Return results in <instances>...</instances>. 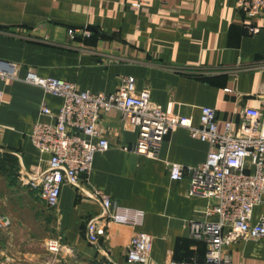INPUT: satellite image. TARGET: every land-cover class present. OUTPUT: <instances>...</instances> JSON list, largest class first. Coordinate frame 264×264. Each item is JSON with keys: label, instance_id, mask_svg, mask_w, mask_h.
Listing matches in <instances>:
<instances>
[{"label": "crops", "instance_id": "obj_1", "mask_svg": "<svg viewBox=\"0 0 264 264\" xmlns=\"http://www.w3.org/2000/svg\"><path fill=\"white\" fill-rule=\"evenodd\" d=\"M250 34L235 0H0V58L42 77L73 82L79 89L114 93L125 76L136 90H150L152 101L168 114L198 124L200 106L216 111L219 131L234 125L244 108L264 119V18ZM93 26L99 32H82ZM76 30L73 37L68 30ZM0 264H137L125 260L136 229L153 236L141 264H185L201 260L206 245L189 234L188 221L201 217L206 198L189 195V176L170 178L168 163H202L208 143L185 127L170 131L154 158L131 150L137 132L125 126L116 109L101 111L97 128L108 148L96 152L87 179L62 186L56 205L46 207L20 177L44 161L31 144L33 123L45 103L56 112L58 96L21 80L0 81ZM94 189L112 201L144 212L138 228L109 222L93 244L87 221L100 213ZM261 207L254 209V220ZM58 241L49 251L46 243ZM245 243V242H244ZM224 245L230 264H262L260 240Z\"/></svg>", "mask_w": 264, "mask_h": 264}, {"label": "built area", "instance_id": "obj_2", "mask_svg": "<svg viewBox=\"0 0 264 264\" xmlns=\"http://www.w3.org/2000/svg\"><path fill=\"white\" fill-rule=\"evenodd\" d=\"M235 5L245 18L244 27L248 32L258 33L260 27L253 21L264 18V0H235ZM75 32L69 29L68 35L73 37ZM82 33L89 36L91 32L83 30ZM7 80H21L62 100L56 112L41 104L39 114L46 118L33 123L29 140L46 156L42 158L44 165L20 177L21 183L35 191L46 207L56 205L63 185L77 187L82 179H87L94 154L108 148L107 139L97 128L101 111L118 110L123 124L137 132V141L131 150L150 158L157 156L161 142L170 131L185 127L191 137L209 145L205 160L196 166L184 167L176 162L167 165L173 180L188 174L189 195H199L208 201L201 217L187 223L190 236L206 245L204 257L185 264H230V254L223 247L240 238L262 242L264 264V119L257 109L244 108L239 123L226 121L219 131L212 107L200 106L198 124L193 125L188 117L165 112L151 100L148 88L137 91L132 75L123 77L114 93H95L79 89L70 81L39 76L32 70L19 77L18 65L0 58V81ZM2 97L0 88V102ZM91 197L97 199L101 211L85 225L88 243L93 244L104 235L109 222L141 226L142 210L121 206L100 189H94ZM257 206L261 209L254 220ZM9 223L7 217L0 215V228ZM152 241L151 234L136 229L126 248V262L144 263ZM46 247L56 251L58 241L49 240Z\"/></svg>", "mask_w": 264, "mask_h": 264}, {"label": "rangeland", "instance_id": "obj_3", "mask_svg": "<svg viewBox=\"0 0 264 264\" xmlns=\"http://www.w3.org/2000/svg\"><path fill=\"white\" fill-rule=\"evenodd\" d=\"M239 241H242L243 242V244H245V245H243V246H250L251 245V242H252V239L251 238H240V239H238ZM245 242V243H244Z\"/></svg>", "mask_w": 264, "mask_h": 264}, {"label": "water", "instance_id": "obj_4", "mask_svg": "<svg viewBox=\"0 0 264 264\" xmlns=\"http://www.w3.org/2000/svg\"><path fill=\"white\" fill-rule=\"evenodd\" d=\"M87 30H89V31H93V32H99L98 29H96V28L93 27V26H88V27H87Z\"/></svg>", "mask_w": 264, "mask_h": 264}]
</instances>
